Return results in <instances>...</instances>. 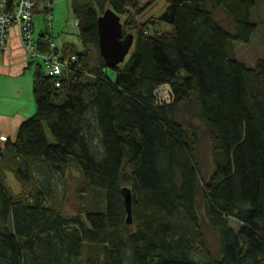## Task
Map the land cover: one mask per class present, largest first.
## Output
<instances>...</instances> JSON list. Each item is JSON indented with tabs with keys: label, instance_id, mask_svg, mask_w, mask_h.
<instances>
[{
	"label": "trees",
	"instance_id": "16d2710c",
	"mask_svg": "<svg viewBox=\"0 0 264 264\" xmlns=\"http://www.w3.org/2000/svg\"><path fill=\"white\" fill-rule=\"evenodd\" d=\"M167 2L143 23L138 0H70L83 49L63 45L61 56L76 61L58 79L37 65L35 112L0 144V264H264V59L249 68L233 52L258 27V0ZM108 9L135 37L114 81L99 52L98 20ZM46 41L41 33V51ZM163 84L173 90L170 105L156 101ZM67 169L81 180L71 217L47 203L49 176ZM89 191L102 196L97 209L82 201Z\"/></svg>",
	"mask_w": 264,
	"mask_h": 264
},
{
	"label": "rangeland",
	"instance_id": "374dc122",
	"mask_svg": "<svg viewBox=\"0 0 264 264\" xmlns=\"http://www.w3.org/2000/svg\"><path fill=\"white\" fill-rule=\"evenodd\" d=\"M138 1L140 6L143 7V10L137 20L143 23L150 19L160 18L169 6L167 0ZM51 2L53 7L52 37L55 44L58 46L65 42L72 43L78 50L83 49V45L78 36V29L75 25L76 21L72 16L70 0H51ZM41 9L42 3L33 14L34 39L38 38L46 28L44 13L40 12ZM254 13V21L258 27L250 43L233 44L235 56L249 68H253L259 60L264 59V0H258V8ZM218 19L225 28L233 31V25L224 12L218 13ZM123 20L125 21V19ZM96 57H98L97 53ZM37 64H42L40 59L36 60L31 65V68L26 70L22 76L12 77L6 74L0 75V113L7 116L13 115L14 113H19L24 116L26 114L28 116L27 118L34 114L35 104L32 96L31 75ZM107 74L113 81L116 79V72L113 69L108 68ZM31 113L32 115H30ZM182 119L183 121L190 119V116L185 113V110H183ZM194 122L200 126L197 120H194ZM46 135L49 142L53 143L50 134L46 132ZM210 150V144L207 142L205 135L202 134L199 157L201 158L202 169L206 177H209L214 169ZM8 179V184L17 192L19 190L18 183H16L12 175H9ZM38 179L45 184V177L38 175ZM49 182L52 195L47 200V203L52 208L59 210L66 217L75 216L81 205L78 193L81 180L78 172L75 169H67L64 172L53 170V174L49 176ZM101 200V194H95L94 191H89L82 199L88 209H97L96 207H99ZM208 239L212 248H217V239L210 230H208ZM78 264L81 263L79 262Z\"/></svg>",
	"mask_w": 264,
	"mask_h": 264
},
{
	"label": "built area",
	"instance_id": "2783aa9c",
	"mask_svg": "<svg viewBox=\"0 0 264 264\" xmlns=\"http://www.w3.org/2000/svg\"><path fill=\"white\" fill-rule=\"evenodd\" d=\"M44 13L45 30L41 33L47 38L46 45L42 51L38 48L37 39L33 34V11L35 0H16L10 8L6 0H0V50L7 46L9 30L15 26L21 41L23 50L28 54L30 61L41 60L43 71L50 77L60 78L72 62L75 56L63 57L57 50L52 37V2L41 0ZM77 23L75 22V25ZM59 87V84H56ZM156 101L160 105H170L174 101V93L169 84H163L155 89ZM7 140V136L0 130V144Z\"/></svg>",
	"mask_w": 264,
	"mask_h": 264
},
{
	"label": "water",
	"instance_id": "95a60500",
	"mask_svg": "<svg viewBox=\"0 0 264 264\" xmlns=\"http://www.w3.org/2000/svg\"><path fill=\"white\" fill-rule=\"evenodd\" d=\"M99 52L109 68L113 69L124 64L130 55L135 37L132 34H124L122 18L112 9H108L98 20ZM125 207L127 211V223H133L132 192L123 190Z\"/></svg>",
	"mask_w": 264,
	"mask_h": 264
},
{
	"label": "crops",
	"instance_id": "0c3cea01",
	"mask_svg": "<svg viewBox=\"0 0 264 264\" xmlns=\"http://www.w3.org/2000/svg\"><path fill=\"white\" fill-rule=\"evenodd\" d=\"M65 44L68 43L65 42L58 46L56 44L59 53L63 51L62 48ZM34 62L36 61H30L28 54L23 50L17 28L12 26L9 30L7 46L4 50H0V75L6 74L12 77L22 76L25 74L26 70L31 68V65ZM37 65L31 75V85L33 82V74L37 69ZM26 113H28V111H26ZM32 113L30 115H32ZM27 117L28 116H26V114L24 116L19 113H14L13 115L7 116L0 113L1 132L6 135L8 139L14 140L20 124L25 121Z\"/></svg>",
	"mask_w": 264,
	"mask_h": 264
}]
</instances>
